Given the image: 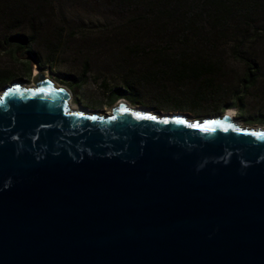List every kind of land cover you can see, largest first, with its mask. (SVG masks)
Masks as SVG:
<instances>
[{"label":"water","instance_id":"1","mask_svg":"<svg viewBox=\"0 0 264 264\" xmlns=\"http://www.w3.org/2000/svg\"><path fill=\"white\" fill-rule=\"evenodd\" d=\"M0 94V264H264V126Z\"/></svg>","mask_w":264,"mask_h":264},{"label":"rangeland","instance_id":"2","mask_svg":"<svg viewBox=\"0 0 264 264\" xmlns=\"http://www.w3.org/2000/svg\"><path fill=\"white\" fill-rule=\"evenodd\" d=\"M5 3L7 5V0H0V71H6L4 75L10 81L0 86V94L14 82L31 84L35 63L37 70L48 69L46 76L55 84L70 90V100L92 111L110 112L119 101L125 100L117 99V96L135 94L136 107L157 113L183 112L193 119L225 113L228 108L224 107L229 103L237 106L231 108L235 110L234 119L241 124L264 126V123H258L259 117L264 116V22L258 23L262 28L250 36L246 33L243 48L257 57L260 72L243 104L229 95V90L237 89L245 71L244 63L233 55L237 41L229 37H223L217 47L218 55L224 59L217 80L228 93L220 94L221 99L217 94L216 103L208 98L194 104L192 100L184 99L192 83L187 86L174 80H144V75L155 69V56L150 52L140 55L131 52L134 48L140 51L152 46L144 45L149 35L132 22L136 15L134 9L120 5L116 0H54L51 7L45 5L31 20L26 15L18 17L6 13L7 6L2 8ZM13 16L19 18V28H14ZM32 28L36 29L32 48L36 58L10 51L6 39L15 32L31 35L34 33ZM25 60L31 63L30 74ZM86 64L89 70L84 75ZM70 79L80 84L74 85ZM126 81H134L135 91ZM113 88L115 91L110 94ZM112 99L115 100L110 102Z\"/></svg>","mask_w":264,"mask_h":264},{"label":"trees","instance_id":"3","mask_svg":"<svg viewBox=\"0 0 264 264\" xmlns=\"http://www.w3.org/2000/svg\"><path fill=\"white\" fill-rule=\"evenodd\" d=\"M128 9H134L136 15L132 22L140 31H145L149 36L144 45L150 47L131 52L153 53V66L155 69L144 75V80H174L178 84L192 83L187 89V97L194 104L202 103L206 99H221L220 94L228 91L222 90V85L217 80L219 71L223 69V58L218 55V44L223 37L236 40L233 55L245 65V71L239 80L237 89L229 90L231 98L243 104L244 97L252 88L259 76L260 64L256 56L243 48L247 40L246 33L253 34L262 28L258 25L264 22V0H116ZM54 0H7V11L15 16L26 15L34 19V15L42 10L45 5L51 7ZM13 16L14 28L21 25L19 18ZM264 27V26H263ZM34 33L26 35L15 32L6 39L9 50H14L17 55L31 54L35 44ZM14 46V47H12ZM56 51V48H54ZM140 49V48H139ZM53 51V52H54ZM28 73H31V63L25 60ZM89 65L84 67V75L88 72ZM0 71V86L10 80ZM75 85L77 81L70 79ZM135 91L134 81H126ZM77 84H80L77 82ZM117 89V87H114ZM114 88L110 89V94ZM123 96V95H121ZM137 103L135 94L128 95ZM118 97V96H117ZM116 97V98H117ZM125 97V96H123ZM216 99V100H218ZM115 99L110 100V102ZM213 101L216 103L217 101ZM237 107L227 103L224 108ZM198 108V107H195ZM221 108V109H224ZM264 122V116L259 117ZM258 118V119H259Z\"/></svg>","mask_w":264,"mask_h":264},{"label":"bare ground","instance_id":"4","mask_svg":"<svg viewBox=\"0 0 264 264\" xmlns=\"http://www.w3.org/2000/svg\"><path fill=\"white\" fill-rule=\"evenodd\" d=\"M28 85H30V84H26L25 86H28ZM56 85H58V84H56ZM70 103H71L72 106H75V108H80L81 109V106H78V104H76L74 101L70 100ZM110 112H108V113H110ZM234 112H235L234 108H231L230 107L225 112V115L228 116V117H230V118H232V119H234ZM152 113H154V112H152Z\"/></svg>","mask_w":264,"mask_h":264},{"label":"flooded vegetation","instance_id":"5","mask_svg":"<svg viewBox=\"0 0 264 264\" xmlns=\"http://www.w3.org/2000/svg\"><path fill=\"white\" fill-rule=\"evenodd\" d=\"M120 98H124L129 104L133 105V106H138V104L134 101H132L129 97H123V96H118L117 99ZM143 107V106H142ZM146 110H148L147 108H145ZM238 121V120H237ZM240 123V121H238ZM258 122V121H257ZM258 123H264L263 121H259Z\"/></svg>","mask_w":264,"mask_h":264}]
</instances>
